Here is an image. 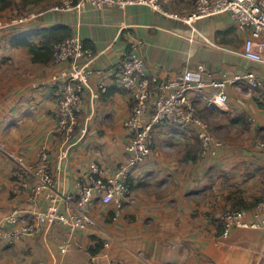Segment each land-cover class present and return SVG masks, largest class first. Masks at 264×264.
Instances as JSON below:
<instances>
[{
  "label": "crops",
  "instance_id": "crops-1",
  "mask_svg": "<svg viewBox=\"0 0 264 264\" xmlns=\"http://www.w3.org/2000/svg\"><path fill=\"white\" fill-rule=\"evenodd\" d=\"M56 1L9 0L0 9V21L45 10L34 23L0 26V221L14 207L25 206L24 195L10 196L12 172L17 162L34 161L41 147L50 151L62 193L76 191L91 162L99 161L110 172L124 159L129 133L123 121L131 100L115 73L131 42L139 46L153 84L198 63L213 72L252 69L264 76V66L241 55L252 34L237 30L228 14L184 20L193 0H159L161 9L175 17L144 5L50 10ZM56 25L68 26L93 55L79 118L87 133L68 149L58 171L54 162L64 145L52 130L57 100L47 83L61 66L51 58L33 61L27 48L10 44L11 37ZM99 83L106 91L92 98ZM227 93L226 105L202 115L211 121L219 144L216 157L200 158L191 133L159 125L151 156L133 173V200L122 210L96 203L90 209L95 227L78 232L80 246L68 253L58 250L65 229L52 226L11 247L0 246V264H86L90 258L96 264H264V229L234 228L226 238L220 236L223 210L248 207L264 196V167L255 146L264 139V106L246 87L229 86ZM96 241L102 247L91 254ZM170 241L181 245L170 249Z\"/></svg>",
  "mask_w": 264,
  "mask_h": 264
},
{
  "label": "built area",
  "instance_id": "built-area-1",
  "mask_svg": "<svg viewBox=\"0 0 264 264\" xmlns=\"http://www.w3.org/2000/svg\"><path fill=\"white\" fill-rule=\"evenodd\" d=\"M132 5L162 10L159 0H58L49 9L80 12L85 8L124 9ZM162 12L175 17L167 11ZM39 13L42 12L32 11L6 22L0 21V26L36 21ZM218 13L228 14L237 30L252 34L244 40L241 55L247 61L264 66V0H193L192 10L184 20L191 22ZM92 56V51L84 48L76 35L53 44L51 61L61 68L51 75L47 85L57 100L52 130L62 137L64 145L54 162L57 171L62 168L68 149L87 133V127L80 124L79 118L92 73L88 63ZM115 81L131 100L130 112L123 121V127L129 133L124 145V159L110 172L99 161L91 162L73 193L58 191L48 148L38 149L32 162H17L12 172L10 196L24 195L25 206L14 207L0 221V246H13L23 237L37 235L43 228L60 226L65 229V237L58 250L68 253L73 246H80L75 237L78 232L95 227L90 209L96 203L111 205L117 212L133 200V173L151 156L159 125H173L193 133L199 145L198 156L202 159L216 157L219 144L202 116L203 111L226 105L229 86L246 87L264 106V76L252 69L229 74L210 71L198 63L192 68L186 67L171 79L153 84L141 50L134 42L128 45L120 59ZM105 91V85L99 83L91 96L98 98ZM255 146L261 153L264 167V139L256 140ZM218 222L220 236L224 238L234 228L264 229V196L250 207L223 210ZM180 245L174 241L167 243L170 249ZM86 264L96 262L90 258Z\"/></svg>",
  "mask_w": 264,
  "mask_h": 264
},
{
  "label": "trees",
  "instance_id": "trees-1",
  "mask_svg": "<svg viewBox=\"0 0 264 264\" xmlns=\"http://www.w3.org/2000/svg\"><path fill=\"white\" fill-rule=\"evenodd\" d=\"M24 1L36 3L40 0ZM9 4V0H0V9L8 6ZM70 35L71 30L68 26L56 25L52 27L36 28L26 34L11 37L10 44L14 47L19 46L27 48L32 55L33 61H46L51 58L53 44L62 41ZM34 38L39 39L38 44L34 41ZM94 245L95 246L92 245L89 247V252L91 254L96 253L102 247V243L100 241H96Z\"/></svg>",
  "mask_w": 264,
  "mask_h": 264
},
{
  "label": "rangeland",
  "instance_id": "rangeland-1",
  "mask_svg": "<svg viewBox=\"0 0 264 264\" xmlns=\"http://www.w3.org/2000/svg\"><path fill=\"white\" fill-rule=\"evenodd\" d=\"M22 1H24V0H22ZM58 1V0H57ZM57 1L55 2V3H57ZM25 2V1H24ZM53 5V4H52ZM51 5V6H52ZM51 6L49 7V8H51ZM43 12V11H45V10H38V9H31V10H27V11H25V12H23V13H21V14H17L16 16H19V15H24V14H26V13H29V12ZM16 16H13V17H10V18H8L7 20H4V21H1V22H6V21H9V20H12V18H14V17H16ZM35 21H31V22H28V23H18V24H31V23H34ZM36 24V23H35ZM7 27H9V26H7ZM72 35V34H71ZM209 112V111H208ZM208 112H204V114H206V113H208ZM206 118V120L208 121V123H209V125H210V130H211V132L213 133V131H212V128H211V124H210V120L208 119V117L206 116L205 117ZM177 131H179L180 133H182V131L178 128V127H176V129H175V133H177ZM53 134V133H52ZM191 135H193V138H194V140L193 141H197L196 140V138H195V136H194V134L193 133H191ZM215 135V134H214ZM155 140H156V135H155ZM197 144H198V141H197ZM198 147H199V145H197ZM4 247H11V246H4ZM11 257V255H8V256H6L5 258H10ZM10 262H12V261H10ZM6 263H8L7 261H6Z\"/></svg>",
  "mask_w": 264,
  "mask_h": 264
}]
</instances>
